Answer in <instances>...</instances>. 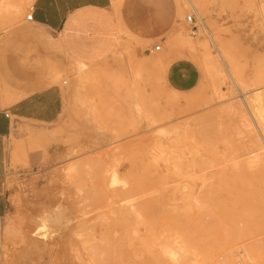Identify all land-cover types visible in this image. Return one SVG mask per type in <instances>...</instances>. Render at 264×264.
Instances as JSON below:
<instances>
[{"label":"rangeland","instance_id":"374dc122","mask_svg":"<svg viewBox=\"0 0 264 264\" xmlns=\"http://www.w3.org/2000/svg\"><path fill=\"white\" fill-rule=\"evenodd\" d=\"M32 1L0 0V39L32 29ZM190 1L149 55L63 56L57 120L13 124L1 264H264V0ZM166 52L197 67L194 88H168Z\"/></svg>","mask_w":264,"mask_h":264},{"label":"crops","instance_id":"0c3cea01","mask_svg":"<svg viewBox=\"0 0 264 264\" xmlns=\"http://www.w3.org/2000/svg\"><path fill=\"white\" fill-rule=\"evenodd\" d=\"M29 13L32 29H16L0 39V224L7 211L2 182L5 139L15 122L57 120L63 95L53 80L63 56L99 62L120 42L149 55L156 41L164 45L165 37L177 29L179 11L175 0H33ZM162 63L172 92L198 84L200 74L190 60L170 58L166 52ZM46 215L42 218L49 220Z\"/></svg>","mask_w":264,"mask_h":264},{"label":"bare ground","instance_id":"6f19581e","mask_svg":"<svg viewBox=\"0 0 264 264\" xmlns=\"http://www.w3.org/2000/svg\"><path fill=\"white\" fill-rule=\"evenodd\" d=\"M187 2H188V4H192V3H193V2H191L190 0H187ZM222 53H223V52H222ZM226 58H227V57H226ZM228 58H229V57H228ZM228 58H227V60H228ZM232 69H233V68H232ZM232 71H233V70H232ZM233 74L236 75V74L234 73V71H233ZM230 76H231V75H230ZM236 77H237V76H236ZM232 80H233V79H232ZM231 82H232V81H231ZM257 83L260 84L258 80H257ZM257 83H256V84H257ZM232 84H233V83H232ZM253 84H255V82L252 83V85H253ZM254 90H255V89H254ZM257 98L259 99V101L257 100V103H258V104L260 103V104L264 105V93H262L260 96H257ZM237 105H238V104H237ZM238 108H239V107H238ZM247 108H248L249 111H251V112H253L254 114H256V116H257V115L260 116V115L258 114V112L255 111V108L250 107V105H248ZM240 112H241V110H240ZM241 113H242V112H241ZM253 116H254V115H253ZM256 116H255V117H256ZM255 117H254V118H255ZM262 117H263V115H262ZM262 119H263V118H262ZM262 119H261V120H262ZM242 122H243V120H242ZM258 122H259V121H258ZM262 122H263V121H262ZM259 123H260V122H259ZM252 124H253V123H252ZM263 129H264V126H263ZM255 131H256V130H255ZM251 135H252V134H251ZM253 135H254V134H253ZM253 135H252V136H246V137H252V138H250L251 140L249 139V143L251 142V143L249 144L250 146L246 147V149L243 150L244 153L247 152V153H251V154H252V152H255V151H256V152L258 151V153H260V152H259L260 150H258V149H260V148H257V147H256V148H253V147L258 143V141H259V140L257 139V137H254ZM257 136H258V135H257ZM253 137H254V139H253ZM243 138H244V137H243ZM258 138H259V137H258ZM252 139H253V140H252ZM261 141H262V140H261ZM253 143H255V145H253ZM262 144H263V143H262ZM261 148H262V147H261ZM243 149H244V148H243ZM253 155H254V154H253ZM251 157H252V155H251ZM251 157H250V158H251ZM254 157H255V156H254ZM254 157H253V158H254ZM257 157H258V159L260 160V162H263V164H264V157H262L261 154H259ZM247 158H248V157H247ZM251 159H252V158H251ZM244 161H246L245 157H244ZM55 210H56V209H55ZM57 210H59V209H57ZM60 211H61V210H60ZM58 212H59V211H58ZM61 212H62V211H61ZM61 212H59L58 215H60L59 217H62V218H63V215L61 216V214H60ZM45 215H46V214H45ZM47 216H48V217H47ZM53 216H54V219H55L56 216H55L54 214H53ZM46 217L51 219V217L49 216V214H47ZM44 218H45V217H44ZM52 219H53V217H52ZM54 219H53V220H54ZM60 219H61V218H60ZM49 221H50V220H49ZM51 221H52V220H51ZM56 221H57V222H60V221H58V220H56ZM56 221H55V222H56ZM55 222H53V223H54V224H57V223H55ZM62 223H63V222H62ZM58 224H60V223H58ZM61 225H62V224H61ZM260 246H261V248L264 247V245L262 244V242L260 243ZM248 247H249V250H252L253 248H255V245H254V244H249ZM259 249H260V248H259ZM263 252H264V250H263ZM263 256H264V253H263ZM260 259H261V258H260ZM254 260H255V259H254ZM254 263L256 264L255 261H254ZM258 263H259V264H262L261 261H259V259H258ZM263 263H264V259H263Z\"/></svg>","mask_w":264,"mask_h":264},{"label":"built area","instance_id":"2783aa9c","mask_svg":"<svg viewBox=\"0 0 264 264\" xmlns=\"http://www.w3.org/2000/svg\"><path fill=\"white\" fill-rule=\"evenodd\" d=\"M31 13H29L27 16H26V19L27 20H31ZM186 21L189 22L190 24V34L192 36H195L197 34V31H198V26H197V23H196V18L191 14V15H187L185 17ZM159 45H154L153 46V49L154 50H158L159 49ZM6 116H8V114H5ZM263 241H264V238H263Z\"/></svg>","mask_w":264,"mask_h":264}]
</instances>
